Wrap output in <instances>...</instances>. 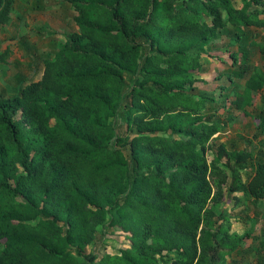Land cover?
Listing matches in <instances>:
<instances>
[{"label": "trees", "instance_id": "obj_1", "mask_svg": "<svg viewBox=\"0 0 264 264\" xmlns=\"http://www.w3.org/2000/svg\"><path fill=\"white\" fill-rule=\"evenodd\" d=\"M15 3L0 0V26ZM64 4L73 31L40 80L0 96V264H245L252 236L225 207L264 200V110L247 151L221 120L251 118L264 92V0ZM225 29L240 51L217 100L198 84Z\"/></svg>", "mask_w": 264, "mask_h": 264}, {"label": "rangeland", "instance_id": "obj_2", "mask_svg": "<svg viewBox=\"0 0 264 264\" xmlns=\"http://www.w3.org/2000/svg\"><path fill=\"white\" fill-rule=\"evenodd\" d=\"M75 13L64 4V0H16L13 20L7 26H0V54L8 47L11 49L8 64L0 65V96H16L23 88L25 80H40L43 62L49 54L55 53L66 41V36L73 31V18ZM263 31H259L258 33ZM231 31H222L221 38L217 40L211 52V57L206 59L202 71L203 82L198 84L201 91L213 93L217 100L221 99V91L230 94L232 89L226 88L229 82L222 79L221 74L231 62V51H240L239 47L228 49L232 35ZM264 35V33H262ZM259 41L263 40L259 38ZM219 57L222 60H214ZM252 62L257 67L264 68V57L256 52L252 55ZM264 110V92L257 105L251 109L252 117L234 124L221 120L227 124L223 130L222 142L230 150L247 151L253 145L260 146L261 139H256V121L253 117ZM231 163L229 174L235 171L247 178L245 169ZM234 170V172H232ZM240 195H238V198ZM227 201V200H226ZM227 213L234 218H241V222L233 224L232 233L240 235L250 232L251 239L247 241L242 262L257 264V260L264 256V200L242 201L237 205L228 199ZM124 243L119 236H109L108 244L113 249H118Z\"/></svg>", "mask_w": 264, "mask_h": 264}]
</instances>
